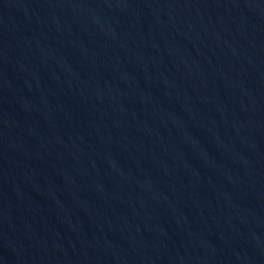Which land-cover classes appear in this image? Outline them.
Segmentation results:
<instances>
[{
	"label": "water",
	"instance_id": "1",
	"mask_svg": "<svg viewBox=\"0 0 264 264\" xmlns=\"http://www.w3.org/2000/svg\"><path fill=\"white\" fill-rule=\"evenodd\" d=\"M0 264H264V0H0Z\"/></svg>",
	"mask_w": 264,
	"mask_h": 264
}]
</instances>
